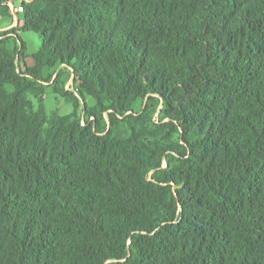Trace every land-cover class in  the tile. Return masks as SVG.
I'll list each match as a JSON object with an SVG mask.
<instances>
[{"label": "trees", "instance_id": "16d2710c", "mask_svg": "<svg viewBox=\"0 0 264 264\" xmlns=\"http://www.w3.org/2000/svg\"><path fill=\"white\" fill-rule=\"evenodd\" d=\"M22 3L0 31V264H264V0ZM60 66L67 114L45 100Z\"/></svg>", "mask_w": 264, "mask_h": 264}, {"label": "rangeland", "instance_id": "374dc122", "mask_svg": "<svg viewBox=\"0 0 264 264\" xmlns=\"http://www.w3.org/2000/svg\"><path fill=\"white\" fill-rule=\"evenodd\" d=\"M21 0H9V3H12L14 5H20ZM8 3V4H9ZM20 15H13L12 17H9L2 21L0 24V31H7L11 30L14 27H17L20 25ZM19 34L23 38L26 44V48L24 49V54L22 57L20 55L18 56V62L20 69L24 70V64L23 62H26V64L32 65L34 64V60L32 58V54H34L40 45V41L38 36L34 35L33 33H24L19 30ZM65 68L63 66H60L56 71L53 72V76L50 82H43L45 85V100H46V106L48 111L58 110L60 113L67 114L70 113L73 110V105L69 102H67L65 99L57 97V95L53 92L52 84L54 80L57 77L58 71L64 70ZM52 72V70L50 71ZM65 80V88L66 89H73L72 83L73 78L70 75L69 72H66V75L63 77ZM82 103L84 100H81ZM87 102L90 105L94 104V100L87 99Z\"/></svg>", "mask_w": 264, "mask_h": 264}, {"label": "built area", "instance_id": "2783aa9c", "mask_svg": "<svg viewBox=\"0 0 264 264\" xmlns=\"http://www.w3.org/2000/svg\"><path fill=\"white\" fill-rule=\"evenodd\" d=\"M23 1H32V0H21L20 5H14L12 3H9L10 10L13 15H18L24 11L25 7H24V4L22 3Z\"/></svg>", "mask_w": 264, "mask_h": 264}]
</instances>
